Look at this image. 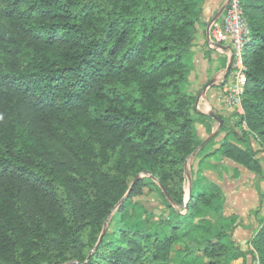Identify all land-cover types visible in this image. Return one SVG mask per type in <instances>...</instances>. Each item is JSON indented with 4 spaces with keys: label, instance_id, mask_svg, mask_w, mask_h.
Returning <instances> with one entry per match:
<instances>
[{
    "label": "trees",
    "instance_id": "16d2710c",
    "mask_svg": "<svg viewBox=\"0 0 264 264\" xmlns=\"http://www.w3.org/2000/svg\"><path fill=\"white\" fill-rule=\"evenodd\" d=\"M202 2L0 0V264H195L190 250L175 260L176 242L204 208L224 207L222 187L200 177L186 201L201 145L185 83ZM244 13L252 40L232 124L264 150V0H244ZM228 135L216 152L260 174L256 151ZM144 174L169 211L157 221L134 201L152 190ZM233 232L204 236L206 264L242 254ZM249 243L264 264V219Z\"/></svg>",
    "mask_w": 264,
    "mask_h": 264
},
{
    "label": "rangeland",
    "instance_id": "374dc122",
    "mask_svg": "<svg viewBox=\"0 0 264 264\" xmlns=\"http://www.w3.org/2000/svg\"><path fill=\"white\" fill-rule=\"evenodd\" d=\"M193 115L197 121V132L200 133L199 131H202L203 138L199 136L202 144L206 137L212 132L211 128H209V132L204 133L202 125H199L198 122L206 121L207 124L208 121H211V123L214 121L212 117H200L195 109ZM234 117L235 115L233 114L231 118L226 119L224 125L220 129L230 130L229 137L231 140L239 142L242 147L254 149L257 158L263 166V170L260 174L254 173L223 156L218 151L216 152L218 147L213 144L215 138L208 141L188 159L186 201L190 194L192 179L200 177L205 184L215 180L220 183L219 185H221L224 192V207L222 211L218 213H215L210 208L203 209V215L200 218L197 217V226L180 237L176 242L172 254L175 260L180 259L183 253L190 250L193 252L190 259L194 261L195 264H206L208 261L207 258L198 250L199 243L204 236L213 235L218 229L232 228L234 230L233 237L240 238V235H245L244 232H242L243 234L237 232V235L235 233L236 229L241 226V221L243 220L240 217L248 218V216H253L255 219L258 217L264 218V205L262 204L264 202V150L261 149L259 143L252 138L242 126L232 124L233 121H235ZM240 169H242V171ZM143 176L146 178L152 190L146 188L145 193L142 196L136 197L134 201L145 208V215L152 214L154 221H157L162 219L161 217H163V215L166 216L169 211L164 201L161 187L157 182H153L148 175L144 174ZM229 211H231V214ZM135 213L141 215L138 207L135 209ZM116 222L117 214L113 212L107 221V226L112 230ZM210 228L212 229L210 230ZM159 229H164L169 232V228L166 226L160 225ZM246 249H248V247ZM249 251L250 250H248V252ZM181 252L182 254L179 255ZM251 256H253L252 252ZM233 259L234 258L231 257L228 264L232 263L234 261ZM235 264H256V262L251 258L248 261L235 262Z\"/></svg>",
    "mask_w": 264,
    "mask_h": 264
},
{
    "label": "crops",
    "instance_id": "0c3cea01",
    "mask_svg": "<svg viewBox=\"0 0 264 264\" xmlns=\"http://www.w3.org/2000/svg\"><path fill=\"white\" fill-rule=\"evenodd\" d=\"M227 1L228 0H203V2L200 4L199 11L201 16L197 22L194 45L187 59L191 67V74L185 83V89H187V91L191 92L192 94H197V101L195 105V110L197 113L200 115L210 116L209 113L214 112L216 115L220 117L222 116L224 120L231 118L233 114L226 108L221 98L219 84L222 76L228 79L227 66L231 59L232 53L230 49L223 47H211L209 45L208 38L209 22L221 10V8L227 4ZM212 79H215L214 84L204 90L205 85ZM198 96H200V98H198ZM212 119L214 121L213 123L208 121L206 124L205 120V122L198 123L199 125H202L204 133H208L209 128H211L212 133L217 132L213 144H215L216 147H219L230 130L219 129L220 123H217V120L213 117ZM199 132V136L202 137V131L200 130ZM229 136L230 135H228V137ZM240 170L242 171V169ZM214 182L220 184L217 180ZM262 204L264 205V202ZM229 212L231 214V211ZM240 218L243 219V222L241 221V226L236 229L235 233L237 235L239 232V234H243L242 232H244L245 235H240V238L233 237V239L235 241L237 250L242 254L238 258H234V261L230 264L248 261L251 258L254 259V257L251 256L252 246L250 245L249 241L264 219L260 217L255 219L253 216H248V218ZM247 247L248 249H246ZM248 250L251 252H248Z\"/></svg>",
    "mask_w": 264,
    "mask_h": 264
},
{
    "label": "built area",
    "instance_id": "2783aa9c",
    "mask_svg": "<svg viewBox=\"0 0 264 264\" xmlns=\"http://www.w3.org/2000/svg\"><path fill=\"white\" fill-rule=\"evenodd\" d=\"M252 40V32L244 13V0H228L227 7L219 19L209 28L208 42L211 47L222 44L231 47L232 66L228 79H220L219 90L226 108L237 121L243 113V96L246 88L247 69L243 54ZM243 128L247 130L245 123ZM253 249V248H252ZM257 257V256H256ZM258 264V261H255Z\"/></svg>",
    "mask_w": 264,
    "mask_h": 264
},
{
    "label": "water",
    "instance_id": "95a60500",
    "mask_svg": "<svg viewBox=\"0 0 264 264\" xmlns=\"http://www.w3.org/2000/svg\"><path fill=\"white\" fill-rule=\"evenodd\" d=\"M226 7H227V4L224 5V6L221 8V10H220V11H219V12L213 17V19L209 22V28H210L211 24H212L214 21H216L217 19L220 18L221 14H222L223 11L226 9ZM217 46H218V47H223V48H226V49H230V50H231V47H230V46H226V45H222V44H217ZM232 60H233V59H232V57H231V59H230V61H229V63H228V66H227V74H229V72H230V69H231V66H232ZM214 82H215V79H212L211 81H209V82L205 85L204 90H206L207 87L213 85ZM198 98H200V96H198ZM209 115H210L211 117H213L214 119H216V120L220 123V125H219V129L224 125V123H225L224 118H222V117L216 115L214 112H210ZM216 133H217V132L211 133V134H210V135H209V136L203 141V143L200 145L199 148H201L202 146H204V145H205L208 141H210L211 139L215 138ZM195 153H196V152H194L193 155H194ZM186 165H188V161H187V164H186ZM137 180H138V178L134 181L133 184H135V182H136ZM191 190H192V181H191V186H190V192H191ZM164 191H165V190H164ZM165 193H166L168 199H169L170 201H173L172 198H171V196L168 194V192L165 191ZM187 204H188V202H186V206H187ZM106 227H107V223H106V225H105V229H104L103 234L106 232ZM100 240H102V237H101Z\"/></svg>",
    "mask_w": 264,
    "mask_h": 264
}]
</instances>
